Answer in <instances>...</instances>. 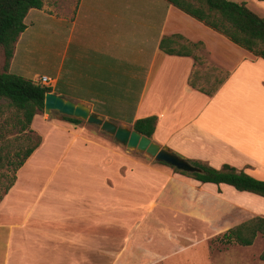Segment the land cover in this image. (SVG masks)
Instances as JSON below:
<instances>
[{
  "label": "crops",
  "instance_id": "obj_1",
  "mask_svg": "<svg viewBox=\"0 0 264 264\" xmlns=\"http://www.w3.org/2000/svg\"><path fill=\"white\" fill-rule=\"evenodd\" d=\"M42 1L41 9L29 10L24 18L26 28L14 45L8 73L33 81L34 74L26 71L34 48L37 61L50 68V76L41 77L52 81V94L85 105L104 120L123 127L155 116L151 140L156 144L186 160L215 169L228 165L264 181L262 59L165 0ZM228 1L244 3L248 9L250 3L264 8V0ZM172 36L182 38L174 39L178 44L202 43L200 53L208 64L229 73L214 96L189 86L194 70L191 57L168 55L160 49L161 40ZM36 118L47 121L36 114L30 129ZM54 124L71 137L68 148L73 154L80 150L91 155L84 162L87 168L68 172L73 183L89 188L68 195L33 196L18 191L20 174L38 154L39 146L0 200V264H98L90 256L97 239L100 243L95 250H101L97 258L108 259L105 264H138L142 259L150 262L163 258L166 253L156 255L147 249L150 243L141 242L140 225L146 219L155 220L165 227L162 239L176 249L188 241L183 228L179 230L178 219H190L201 229H191L189 241L195 240L199 231L202 242L204 225L201 210L196 209L204 196L202 188L224 189L227 200L240 197L241 203L257 212L247 220L264 218V198L235 193L223 184H201L162 165L125 158L117 148L85 130L59 121ZM209 196L218 202L216 194ZM216 202L203 235L217 229L221 216ZM164 216L175 223L161 220ZM127 222L130 228L118 239L106 232ZM236 225L226 227L222 234ZM92 226L104 232H92ZM113 242L119 244L108 258L105 252ZM127 250L129 254L124 255Z\"/></svg>",
  "mask_w": 264,
  "mask_h": 264
},
{
  "label": "rangeland",
  "instance_id": "obj_2",
  "mask_svg": "<svg viewBox=\"0 0 264 264\" xmlns=\"http://www.w3.org/2000/svg\"><path fill=\"white\" fill-rule=\"evenodd\" d=\"M249 9L264 19V8L250 3ZM35 51L36 49L34 48L31 50V58L29 62H27L29 69H27L26 72H32L34 74L35 78L33 81H39L41 75L43 74L48 77L50 76V68L37 61ZM3 63V52L0 49V72L3 67ZM207 67L208 66L201 67V72H205ZM38 114L47 120L43 121L41 118H36L34 119L31 127V130L41 139V143L39 145L41 146L39 148L40 151H38V154L34 156L28 164H25V168L20 174L18 191L26 192L33 196H37L39 194L50 195L51 193L68 195L74 193L76 190L89 188V186H84L81 183H73L71 181L70 173L68 172L74 170L82 171L87 168L88 166L84 167V162L89 161L91 155L88 156L83 152H80V150L73 154L74 150L72 151V148H68L71 145V137H69L65 130H63L64 128L54 124V122L57 121L64 125L87 131L94 138L103 140L106 144L117 148L125 158L129 157L139 162L162 165L161 163L155 162L153 158L146 156L144 153L127 149L117 143L112 136L102 132L98 127L89 125L84 121H81L79 125H72L64 121L63 117L55 112H52L51 115H46L43 112ZM21 120L23 121L22 115L10 106L8 101L0 99V154L9 155L11 161L10 163L4 161L0 164V195L3 192L4 186L10 182L13 175H17V172L14 171V166L19 159H17L14 154L19 149V146L25 147L22 145L24 143V133L20 132ZM113 123L118 126L120 124L118 122ZM125 127L132 130V126ZM36 163H39L37 167L41 166L40 169L36 167ZM57 164L58 167H56ZM162 166L169 168L171 173L178 174L175 173L171 167L166 165ZM201 191L204 196L202 202H197L196 209L201 210L204 225V227L202 226V228H204L203 234H205L204 232L208 230L206 224L209 225L208 221L212 220L210 210L214 205V202H216L209 196L211 194H216L218 197V202L216 203L218 206V214L221 217L217 219V229L212 230L208 233V235L202 234V242L199 241L201 236L199 231L195 237L193 236L196 241H189V237L192 235L189 234L190 230L201 229V227L198 222L195 223L190 219L179 218V230L183 228L182 230L186 232L188 241L183 242L175 249L162 239V232L165 230V227H160L153 219H146L140 225L139 239L141 242L146 241L147 244L150 243L149 246H147V249H151L156 255L166 254L164 255L165 257L158 258L155 261L150 260V262H147V259L138 260V264H264V262L259 260V255L264 250V236L258 235L254 240L253 245L250 247H240L234 244L224 245L220 240L223 235L222 231L226 227L236 225L244 220H247L250 216L256 215L257 212L241 203L242 200L240 197L234 196L232 199L227 200V193L224 189L216 190L213 188V190H210L209 188H202ZM234 192L237 193L236 191ZM60 204L65 203L60 202ZM189 207L191 209L194 208L193 203H190ZM229 212H234V214L227 219L225 215ZM161 214L162 212H160V215ZM170 219L171 217L169 216L161 217V220L174 224L175 220ZM215 219L216 218H213V220ZM124 220L126 221V218H124ZM125 224L126 226L121 228L120 226H117L116 230L114 229L115 227L108 228L110 230H106V232L108 234H112L114 239H118V237L124 236L128 228H130V223L127 222ZM94 231L97 233L104 232L102 228L100 229L97 226H92V232ZM149 238H152V240L150 241ZM99 243L100 240L97 239L92 245V250L90 251L91 261L98 262V264H105L109 261L108 259L97 258L100 256L101 250H95L97 249L95 247H98ZM118 244V242H113L112 247L107 249L108 251L105 253H107L108 258H110L111 255H114L116 252V250H114L116 249L115 246L118 247ZM126 254H129L128 250L124 251V255ZM168 255H171L169 257L170 259H166Z\"/></svg>",
  "mask_w": 264,
  "mask_h": 264
},
{
  "label": "trees",
  "instance_id": "obj_3",
  "mask_svg": "<svg viewBox=\"0 0 264 264\" xmlns=\"http://www.w3.org/2000/svg\"><path fill=\"white\" fill-rule=\"evenodd\" d=\"M165 1L223 36L235 46L264 61V19L248 9L244 3H235L228 0ZM42 6V0H0V49L4 58L2 72L0 73V99L8 101L10 106L23 117V121H20V132L24 133V143L22 145L25 147L19 146L14 154L19 159L14 166L15 172L24 165L41 143L40 137L30 129V125L33 117L43 112L45 95L51 93V89L34 81L10 74L8 68L14 45L26 28L24 18L29 10L41 9ZM178 38L181 37L163 38L159 45L160 49L168 55L191 57L194 61V70L189 78V86L208 97L214 96L228 79L229 73L208 64L206 58L200 53L204 50L202 43L192 44L185 41L178 44L174 42V39ZM203 66L208 67L202 73L201 67ZM63 120L72 125L81 123L80 120L67 117H63ZM156 124L157 117L150 116L136 120L132 125V130L142 136L151 138ZM4 161L11 162L9 155L0 154V164ZM190 162L202 169L203 173L186 174L174 168L172 169L175 173L201 184L217 186L223 184L233 188L236 192H246L264 198V181L249 176L242 171L238 172L228 165H223L219 170H216L200 162ZM15 180L16 176L13 175L10 182L4 186L0 200L13 186ZM258 235L264 236V218L262 217L251 218L230 228L221 236L220 240L224 245L234 244L240 247H250ZM259 260L264 262V250L259 255Z\"/></svg>",
  "mask_w": 264,
  "mask_h": 264
},
{
  "label": "water",
  "instance_id": "obj_4",
  "mask_svg": "<svg viewBox=\"0 0 264 264\" xmlns=\"http://www.w3.org/2000/svg\"><path fill=\"white\" fill-rule=\"evenodd\" d=\"M52 112L62 117L84 121L89 125L98 127L102 132L110 135L120 145L129 150L144 153L153 158L155 162L162 163L168 167L186 174H202L199 167L193 165L184 157L172 152L167 147H162L134 130L118 126L111 121L104 120L101 116L91 112L89 107L73 103L67 99L52 93H47L44 98L43 113L51 115Z\"/></svg>",
  "mask_w": 264,
  "mask_h": 264
},
{
  "label": "built area",
  "instance_id": "obj_5",
  "mask_svg": "<svg viewBox=\"0 0 264 264\" xmlns=\"http://www.w3.org/2000/svg\"><path fill=\"white\" fill-rule=\"evenodd\" d=\"M34 82L42 85L43 87L50 88L52 81L50 80V78L43 76L40 77L39 81H34Z\"/></svg>",
  "mask_w": 264,
  "mask_h": 264
}]
</instances>
